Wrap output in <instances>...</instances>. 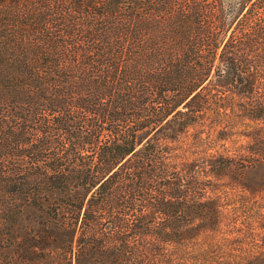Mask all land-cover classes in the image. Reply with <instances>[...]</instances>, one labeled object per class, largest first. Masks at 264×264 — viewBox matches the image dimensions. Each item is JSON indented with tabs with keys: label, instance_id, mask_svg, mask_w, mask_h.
Returning a JSON list of instances; mask_svg holds the SVG:
<instances>
[{
	"label": "trees",
	"instance_id": "trees-1",
	"mask_svg": "<svg viewBox=\"0 0 264 264\" xmlns=\"http://www.w3.org/2000/svg\"><path fill=\"white\" fill-rule=\"evenodd\" d=\"M233 115L255 121V154L224 166L204 131ZM249 162L264 0H0V264H264L204 177ZM251 190L264 203V172Z\"/></svg>",
	"mask_w": 264,
	"mask_h": 264
},
{
	"label": "rangeland",
	"instance_id": "rangeland-1",
	"mask_svg": "<svg viewBox=\"0 0 264 264\" xmlns=\"http://www.w3.org/2000/svg\"><path fill=\"white\" fill-rule=\"evenodd\" d=\"M206 123H210V118L206 119ZM242 124H239V123ZM255 121L251 119H243L242 117H238L233 115L231 118V125L233 126L232 130H222V131H204V135L206 139L211 143L213 148L209 149V151L216 152V149L219 153L223 154L222 163L224 166L228 165V163H238L240 162L241 157H245L247 161L251 160V157L255 154L254 150H252L250 145H254L255 147V138L253 134L250 132L252 131V125ZM241 125H245L246 128H242ZM244 127V126H243ZM195 127H191L190 129V137L194 136ZM194 141V139H193ZM193 149V156H197L198 150L202 147L198 145L196 142L193 143L191 146ZM197 151V152H196ZM203 161L209 164L210 160H205V158H201ZM245 160L244 163H248ZM248 171L246 172V177L243 179L242 177H237L234 174L228 172V174L222 175H215V174H208L205 173V179H210L212 183H216L217 188L211 189L209 188V193H220L224 198L230 199V203L226 204V208H236L238 213V220L236 222H232L233 224H228L223 229L224 232L228 233V235H237L241 236L243 234H249V237L244 239L246 241L245 245L253 247V251L255 253L258 252L259 243L264 241V224H261L257 221L250 223L249 220V208L255 207L257 210L264 212V203L262 201L261 195H255L251 187L257 186L262 173L264 172V166L257 169V167L253 166L252 163L249 162L248 164ZM222 166V167H224ZM240 179H243L246 184L240 183ZM264 196V194H263ZM235 226V229L233 228ZM239 228V229H238ZM228 229H233L232 231ZM75 231L73 234L69 230L62 231L59 235V243H77V228L72 229ZM72 235V236H71ZM237 246V245H234ZM239 248V247H238ZM225 249V248H224ZM237 250V249H235ZM240 252V251H239ZM238 252V253H239ZM216 258H248L250 256L246 255L245 253L242 255H231L225 254L223 252H219V254H215Z\"/></svg>",
	"mask_w": 264,
	"mask_h": 264
}]
</instances>
